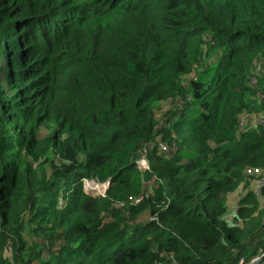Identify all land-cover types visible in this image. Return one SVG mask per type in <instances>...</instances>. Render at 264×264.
Listing matches in <instances>:
<instances>
[{
    "label": "trees",
    "instance_id": "obj_1",
    "mask_svg": "<svg viewBox=\"0 0 264 264\" xmlns=\"http://www.w3.org/2000/svg\"><path fill=\"white\" fill-rule=\"evenodd\" d=\"M249 169L264 0H0V264H238L264 252Z\"/></svg>",
    "mask_w": 264,
    "mask_h": 264
},
{
    "label": "rangeland",
    "instance_id": "obj_2",
    "mask_svg": "<svg viewBox=\"0 0 264 264\" xmlns=\"http://www.w3.org/2000/svg\"><path fill=\"white\" fill-rule=\"evenodd\" d=\"M24 52H27V49L24 50ZM27 70H28V68H27ZM24 72H26V69H25V71L24 70L21 71V73H24ZM8 95L13 96V94H8ZM165 108H167V107H165ZM257 118H258L257 115H252V116H249V117L244 116L242 118L243 119L242 126H245L248 123L249 124L252 123V124L256 125L257 124ZM42 134L43 135L46 134V131H43ZM141 169L142 170H146L144 168V166H141ZM251 179H252L251 180V188H255L256 186H259L263 182V180L260 177L259 178H254V179L251 178ZM90 183H91V188H89L87 186L86 181L83 182V191L84 192L86 191L87 193L91 194L94 197H103V196H105V193H106V189L107 188H104V185L103 184H100V183H97V182H90ZM85 185H86V187H85ZM84 187H85V190H84ZM243 193H244V189H243V187H241L239 191H237L236 193H234L230 197L231 203L232 204L236 203V201L239 200V198L241 197V195ZM150 219H152V217L151 216L149 217V215H147V216H145V217L142 218V221H147V220H150Z\"/></svg>",
    "mask_w": 264,
    "mask_h": 264
},
{
    "label": "built area",
    "instance_id": "obj_3",
    "mask_svg": "<svg viewBox=\"0 0 264 264\" xmlns=\"http://www.w3.org/2000/svg\"><path fill=\"white\" fill-rule=\"evenodd\" d=\"M242 123H243V119L241 120V125H242ZM262 123H263V121L260 120V117H258L257 118V125L262 124ZM141 166H144V168L146 170H142ZM136 167L140 171L146 172L148 170V164H147L146 158L144 157L140 161L136 162ZM247 174L253 179L260 177L263 180L261 185H264V171L249 169ZM85 181H86V183H89V184H91L90 182H92V181H87V180H85ZM103 185L105 186V188H107L106 189V191H107L109 189V186H110V180L107 181L106 183H103ZM84 190H85V187H84ZM238 264H264V252L260 253L258 255H255L249 259L242 257L239 259Z\"/></svg>",
    "mask_w": 264,
    "mask_h": 264
},
{
    "label": "water",
    "instance_id": "obj_4",
    "mask_svg": "<svg viewBox=\"0 0 264 264\" xmlns=\"http://www.w3.org/2000/svg\"><path fill=\"white\" fill-rule=\"evenodd\" d=\"M110 186H111V181H110ZM110 186H109V188H110Z\"/></svg>",
    "mask_w": 264,
    "mask_h": 264
},
{
    "label": "bare ground",
    "instance_id": "obj_5",
    "mask_svg": "<svg viewBox=\"0 0 264 264\" xmlns=\"http://www.w3.org/2000/svg\"><path fill=\"white\" fill-rule=\"evenodd\" d=\"M85 187H86V185H85ZM104 188H105V186H104ZM88 191V190H87Z\"/></svg>",
    "mask_w": 264,
    "mask_h": 264
},
{
    "label": "clouds",
    "instance_id": "obj_6",
    "mask_svg": "<svg viewBox=\"0 0 264 264\" xmlns=\"http://www.w3.org/2000/svg\"><path fill=\"white\" fill-rule=\"evenodd\" d=\"M110 181H111V179H110Z\"/></svg>",
    "mask_w": 264,
    "mask_h": 264
}]
</instances>
